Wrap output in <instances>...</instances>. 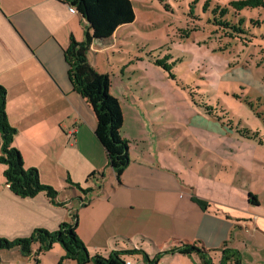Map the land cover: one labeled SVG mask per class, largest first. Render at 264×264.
<instances>
[{
	"label": "crops",
	"instance_id": "0c3cea01",
	"mask_svg": "<svg viewBox=\"0 0 264 264\" xmlns=\"http://www.w3.org/2000/svg\"><path fill=\"white\" fill-rule=\"evenodd\" d=\"M86 23L64 0H0V83L7 90L9 121L17 128L13 144L25 166L37 167L41 181L60 189L58 199L66 201L59 206L44 193L18 196L3 179L0 236H29L36 227L55 230L78 210L77 232L91 254L137 248L153 258L183 242L203 245L213 264H219L225 249L238 251L241 264H264V196L251 188L252 179L246 184L243 178L246 190L228 194L208 176L195 183L181 178L164 159H171L162 151L166 140L162 150L141 149L149 135L147 122L141 108L121 95V134L129 140L131 161L121 182L117 180L96 135L95 111L68 75L65 49L72 38L84 40ZM115 34L107 42L94 41L93 52L113 44ZM90 50L89 62L106 72L92 62ZM99 171L104 177L88 178ZM68 176L92 190L80 194ZM193 195L207 200L209 207L203 209ZM80 197L89 203L82 206ZM129 255L126 260L136 264ZM157 264H202V259L167 253Z\"/></svg>",
	"mask_w": 264,
	"mask_h": 264
},
{
	"label": "rangeland",
	"instance_id": "374dc122",
	"mask_svg": "<svg viewBox=\"0 0 264 264\" xmlns=\"http://www.w3.org/2000/svg\"><path fill=\"white\" fill-rule=\"evenodd\" d=\"M131 1L135 20L116 30L115 44L96 52L91 48L90 53L92 62L109 72L110 93L141 108L149 133L141 149L148 145L154 152L162 150L166 140L168 147L162 151L170 153L171 159H164L181 178L195 183L200 176H208L228 194L246 190L243 178L246 184L252 179L251 188L264 196V8L241 12L262 19L260 25H251L247 41L225 37L212 22L214 6L230 0H210L207 11L203 8L206 0ZM196 26L198 30L189 38L181 37L186 33L183 30ZM167 54L171 55L168 61L175 62L171 70L155 61ZM190 92L200 103L216 106L223 122L232 119L239 127L258 130L263 143L260 136L247 138L204 114ZM213 154L215 162L209 160ZM3 170L0 163V186ZM63 255L59 242L39 255L40 262L33 254L24 256L17 247L2 248L0 264H75ZM130 257L136 264L143 262L142 253Z\"/></svg>",
	"mask_w": 264,
	"mask_h": 264
},
{
	"label": "trees",
	"instance_id": "16d2710c",
	"mask_svg": "<svg viewBox=\"0 0 264 264\" xmlns=\"http://www.w3.org/2000/svg\"><path fill=\"white\" fill-rule=\"evenodd\" d=\"M70 5H74L78 12L87 21L84 30V40L79 42L72 38L70 44L65 49V59L68 64V75L75 91L80 93L93 107L97 117L96 135L105 147L107 153V166L111 168L116 178L121 182L124 170L131 161L129 154V140L125 139L121 130L124 123L123 111L120 101L110 93L112 81L110 74L97 70L88 59V52L94 41L104 43L109 41L116 30L125 24L132 23L135 20L136 13L131 0H64ZM210 7V0H206L204 10ZM264 8V0H230L226 4H216L212 9V22L218 29L223 31L225 37L241 38L249 41L248 31L251 25H260L262 19H255L243 15L244 9ZM190 14L194 16V10L191 8ZM211 21V19H210ZM198 27L188 28L182 38H189L193 31ZM223 49V48H221ZM171 55L167 54L162 58H157V64L162 65L167 70H171L175 62H169ZM175 78V74L171 73ZM193 101L203 112L211 117L222 121V124L230 128H236V131L254 139L260 136L258 130L250 127H239L234 124L232 119L223 122V116L216 113L217 107L207 102H199L194 99V92H190ZM17 128L14 127L7 114V90L0 83V163L5 165L3 177L10 190L21 197H35L44 193L51 203L59 206L66 205V201L58 199L59 191L53 186L41 181L37 167H26L20 150L13 144ZM263 143L261 136L258 138ZM99 175L104 177L103 171L92 173L88 178ZM67 182L82 192L87 193L92 188L82 187L80 183H75L70 176ZM82 206L89 203L86 197L81 198ZM193 200L203 209L209 207V202L205 199L193 195ZM78 210L72 213L68 221L60 223L55 230H49L44 227H36L29 236L17 237L14 240L7 237H0V249H12L17 247L24 256L34 255L37 262H40L39 255L45 254L55 247L59 242L64 249L62 258H70L75 264H126L125 256L127 254L142 253L146 264H157L160 258L167 253H182L191 256L197 254L202 259V264H213L210 251L198 243H181L170 250L158 252L153 258H150L147 252L142 249H115L107 255L102 253L91 254L77 232ZM36 246V248H34ZM241 264L239 253L233 249L223 250L219 264ZM62 264V261L59 262Z\"/></svg>",
	"mask_w": 264,
	"mask_h": 264
},
{
	"label": "built area",
	"instance_id": "2783aa9c",
	"mask_svg": "<svg viewBox=\"0 0 264 264\" xmlns=\"http://www.w3.org/2000/svg\"><path fill=\"white\" fill-rule=\"evenodd\" d=\"M69 9H70V11L73 12V13L78 12L77 8H76L74 5H70V4H69ZM126 264H131V261H130V260H127Z\"/></svg>",
	"mask_w": 264,
	"mask_h": 264
}]
</instances>
